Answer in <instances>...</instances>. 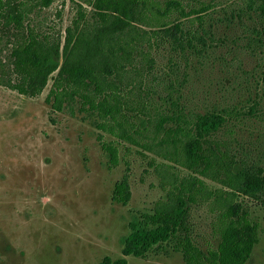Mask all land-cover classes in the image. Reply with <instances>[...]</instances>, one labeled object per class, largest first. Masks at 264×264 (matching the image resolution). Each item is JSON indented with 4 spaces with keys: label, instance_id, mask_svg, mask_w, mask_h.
Masks as SVG:
<instances>
[{
    "label": "rangeland",
    "instance_id": "1",
    "mask_svg": "<svg viewBox=\"0 0 264 264\" xmlns=\"http://www.w3.org/2000/svg\"><path fill=\"white\" fill-rule=\"evenodd\" d=\"M76 1L56 0L49 11L62 9L64 26L78 36L96 10ZM258 3L143 0L137 22L119 36L115 51L127 58L134 79L128 96L149 112L150 120L167 113L172 100L193 118H222L214 138L235 155L237 169L248 166L247 182L264 196V15ZM52 84L53 79L38 97L0 86V264L119 259L129 220L165 197L160 183L168 168L161 163L187 172L177 162L185 158L195 130L168 142L167 154L174 160L168 161L156 154L161 138L149 127L137 136L138 145L122 142L121 161L110 169L97 134L107 141L119 139L99 131L80 104L73 114L68 108L53 110L47 102ZM130 115L143 129L146 115ZM127 173L132 197L122 205L112 194ZM236 195L259 224L249 264H264V202ZM193 219L200 244H216L206 208L196 207ZM127 264L185 263L180 253H158L145 259L129 256Z\"/></svg>",
    "mask_w": 264,
    "mask_h": 264
},
{
    "label": "trees",
    "instance_id": "2",
    "mask_svg": "<svg viewBox=\"0 0 264 264\" xmlns=\"http://www.w3.org/2000/svg\"><path fill=\"white\" fill-rule=\"evenodd\" d=\"M55 1L0 0V86L38 97L53 79L47 97L53 110L68 108L73 114L80 104L79 110L95 119L99 131L119 139L107 141L101 132L97 134L110 169L121 161L122 142L138 145L137 136L149 127L161 138L162 148L156 154L168 161H174L167 154L168 142L190 137L195 130L185 158L177 162L187 172L161 163L168 168L160 183L165 197L151 211L129 220V232L120 240L123 256L116 260L106 256L99 264H127L129 256L145 259L158 253H180L185 264H249L259 242V224L248 208L236 202V194L263 202L264 196L247 182L248 166L237 169L235 155L214 138L223 119L193 118L172 100L167 113L150 120L149 112L128 96L134 79L128 75L127 58L115 51V45L137 22L143 0H77L96 10L94 20L78 36L71 26H64L62 9L56 14L49 11ZM257 3L249 0V6ZM258 4L264 15V0ZM180 39L174 36L175 42ZM132 112L146 115L143 129ZM131 197L127 173L116 183L112 200L127 205ZM196 207L206 208L216 244H200L193 219Z\"/></svg>",
    "mask_w": 264,
    "mask_h": 264
}]
</instances>
